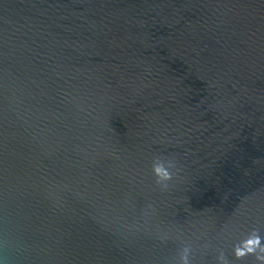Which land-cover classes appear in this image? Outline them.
<instances>
[{
	"label": "water",
	"instance_id": "obj_1",
	"mask_svg": "<svg viewBox=\"0 0 264 264\" xmlns=\"http://www.w3.org/2000/svg\"><path fill=\"white\" fill-rule=\"evenodd\" d=\"M182 257L264 264V0H0V264Z\"/></svg>",
	"mask_w": 264,
	"mask_h": 264
},
{
	"label": "clouds",
	"instance_id": "obj_2",
	"mask_svg": "<svg viewBox=\"0 0 264 264\" xmlns=\"http://www.w3.org/2000/svg\"><path fill=\"white\" fill-rule=\"evenodd\" d=\"M153 173L157 177L158 182L160 183L171 179V173L167 171L166 166L161 162H157L153 165ZM182 260L183 264H187L186 257H182Z\"/></svg>",
	"mask_w": 264,
	"mask_h": 264
}]
</instances>
